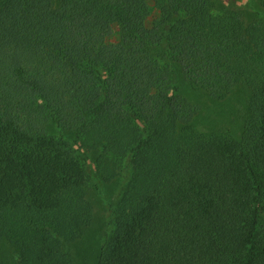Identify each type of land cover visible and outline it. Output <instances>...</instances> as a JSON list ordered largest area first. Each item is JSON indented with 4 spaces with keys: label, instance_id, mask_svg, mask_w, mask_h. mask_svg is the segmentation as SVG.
<instances>
[{
    "label": "trees",
    "instance_id": "obj_1",
    "mask_svg": "<svg viewBox=\"0 0 264 264\" xmlns=\"http://www.w3.org/2000/svg\"><path fill=\"white\" fill-rule=\"evenodd\" d=\"M214 7L0 0V264H85L119 183L93 264H264V19ZM238 85L239 135L198 126Z\"/></svg>",
    "mask_w": 264,
    "mask_h": 264
},
{
    "label": "rangeland",
    "instance_id": "obj_2",
    "mask_svg": "<svg viewBox=\"0 0 264 264\" xmlns=\"http://www.w3.org/2000/svg\"><path fill=\"white\" fill-rule=\"evenodd\" d=\"M214 10L218 11L223 6L241 11L246 22L258 20L262 16L264 19V7L259 0H214ZM147 9L146 6H144ZM147 12V10H144ZM188 53L176 51L175 56L178 58L188 57ZM236 91L233 92L228 98L221 100H213L208 98L203 92H190L188 97L191 101L196 102L199 106V111L196 114V122L198 126L204 129H229L236 136L239 135L243 128V115H244V101L246 99V91L241 85L237 86ZM117 185H104L101 187V195L97 192L100 190H92L90 192L91 199L95 207V215L98 219V224L95 229L90 230L88 235L84 238L81 245L83 253V261L85 264H93L96 260L98 253L97 241H99L101 232L103 231L102 224L108 220L109 196L114 194L120 187ZM81 255V254H80Z\"/></svg>",
    "mask_w": 264,
    "mask_h": 264
}]
</instances>
